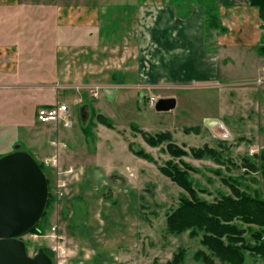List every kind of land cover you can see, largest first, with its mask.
Listing matches in <instances>:
<instances>
[{
  "label": "rangeland",
  "instance_id": "1",
  "mask_svg": "<svg viewBox=\"0 0 264 264\" xmlns=\"http://www.w3.org/2000/svg\"><path fill=\"white\" fill-rule=\"evenodd\" d=\"M58 4L82 3L56 0ZM56 8L51 6L47 15L45 8L33 9L31 0H21L18 7H0V47L16 45L19 63L22 60L17 76H0V84L7 85L0 89V156L16 148L29 152L45 168L52 199L39 229L23 237L28 253L33 256L44 250L54 264H167L183 250L182 264H205L195 258L199 251L210 253L202 242L203 233H171L167 228L168 217L192 194L161 169L173 162L188 171L193 192L210 203L231 195L232 186L251 197L264 198V172L244 168L242 160L250 157L253 163H261L253 156L262 150L255 140L260 128L256 78L237 75L221 80L215 90L210 86L195 88L186 80L177 83V88L141 86L135 87L134 93L112 87L111 74L127 64L125 57L114 59L108 46L104 57H78L79 32L53 33L58 25ZM109 31L110 27L105 33ZM73 34L79 40L72 41V55L58 56ZM205 41L212 50L214 34L206 28ZM53 47L56 57L49 53ZM19 83L24 90H15ZM95 85L103 86L99 96L95 95ZM242 88L250 89L251 99L257 102L251 109L255 112L240 109L244 98L236 92ZM151 97L157 101L178 97L177 107L158 112L150 105ZM227 98L234 109H229ZM57 102L70 106L72 125L38 123L37 111ZM100 114L112 121V127L97 119ZM213 119L221 120L229 130L221 132L222 125L218 132L210 130ZM196 126L199 133H185L186 128ZM145 132L171 133V142L187 155L173 157L168 151L170 141L158 147L149 145ZM245 136L249 140H239ZM205 146L220 152V158L193 155L191 149ZM140 151L148 158L135 154ZM57 153V164H47ZM234 223L242 230L248 228L239 220ZM245 235L252 241L249 232ZM215 262L222 264L217 259ZM243 264L264 261L245 252Z\"/></svg>",
  "mask_w": 264,
  "mask_h": 264
},
{
  "label": "crops",
  "instance_id": "2",
  "mask_svg": "<svg viewBox=\"0 0 264 264\" xmlns=\"http://www.w3.org/2000/svg\"><path fill=\"white\" fill-rule=\"evenodd\" d=\"M20 3L21 0H0V7L8 9L18 7ZM81 3L68 6L56 5V0H31L33 9L45 8L47 15L51 6L57 7L58 25L54 35L59 30L65 31L64 34L70 30L79 32L80 40L75 34L70 35L58 56L70 57L72 41L76 40H79L81 50L78 57H104V49L108 46L111 57H125L123 60L127 63L111 74L112 87L127 92L133 90V93L135 87L141 86L177 88V83L183 80L198 89L210 86L215 90L221 80L226 82L237 75L247 77L251 74L260 87L258 104L251 99L249 88L236 93L239 98H244L239 103L241 110L248 113V109L258 105L260 128L255 140L257 147L264 149V56L259 52L264 44V23L258 8L250 6L248 0H81ZM208 7H217L220 21L227 28L225 33H214L212 50L207 49L205 41ZM109 27L110 31L105 33ZM19 52L12 43L0 47L1 78L18 75L22 61L19 63ZM49 53L52 57L57 55L54 47ZM237 67L240 72H235ZM6 86L0 84V89ZM15 90H24L23 84L19 83ZM230 99H226L229 109H234ZM220 121L213 119L209 129L218 132L222 125L221 132L224 128L229 130V126ZM244 138L248 139L245 136L239 140Z\"/></svg>",
  "mask_w": 264,
  "mask_h": 264
},
{
  "label": "trees",
  "instance_id": "3",
  "mask_svg": "<svg viewBox=\"0 0 264 264\" xmlns=\"http://www.w3.org/2000/svg\"><path fill=\"white\" fill-rule=\"evenodd\" d=\"M250 6L256 7L259 10L261 21L264 23V0H248ZM217 7H208L205 19V28L212 34L225 33V28L216 10ZM207 49L209 47L206 45ZM211 50V49H210ZM259 52L264 56V44L259 48ZM97 119L104 125L112 127V121L104 115H98ZM136 128L135 126H132ZM185 133H199L200 127L186 128ZM147 143L153 147H158L161 143L172 141V134L169 132H161L156 135L143 133ZM168 151L173 157H182L187 155L186 151L180 147L171 144L168 145ZM194 156L204 158L206 156L216 160L220 158V152L216 149L205 146L203 149H191ZM139 157L148 158L143 151L135 152ZM255 156V159L260 161H250V157H243L244 168L251 171L264 172V149ZM1 157V156H0ZM169 162L166 168L161 171L169 175L171 178L179 182V184L192 194V198H183L181 204L168 217L169 232L183 233L192 230L193 236H199L203 233L202 242L209 249V254L203 251L196 253V260H203L205 264H216L215 260H220L222 264H243L245 260V252L260 257L264 261V198L251 197L246 191L240 188L235 189L233 186L231 195H222L210 203L201 200L197 197L194 189L188 182V171H183L179 166ZM43 168V165H40ZM45 170V168H43ZM45 172V171H44ZM52 202L51 197L49 203ZM43 216L42 221L45 219ZM235 220L241 221L248 226L245 230L234 223ZM41 221V222H42ZM41 222L32 231L39 229ZM249 232L252 241H249L245 235ZM183 250H179L167 264H182ZM50 256V254H49Z\"/></svg>",
  "mask_w": 264,
  "mask_h": 264
},
{
  "label": "water",
  "instance_id": "4",
  "mask_svg": "<svg viewBox=\"0 0 264 264\" xmlns=\"http://www.w3.org/2000/svg\"><path fill=\"white\" fill-rule=\"evenodd\" d=\"M176 107L174 97L155 105L158 112ZM49 198L48 178L29 152L17 149L0 157V264H54L44 250L30 255L23 240L42 220Z\"/></svg>",
  "mask_w": 264,
  "mask_h": 264
},
{
  "label": "built area",
  "instance_id": "5",
  "mask_svg": "<svg viewBox=\"0 0 264 264\" xmlns=\"http://www.w3.org/2000/svg\"><path fill=\"white\" fill-rule=\"evenodd\" d=\"M99 89H100V86H96V94ZM154 103H155V99L153 98L151 101V104L154 105ZM37 121L42 124L63 123L64 126H67V127H70L73 123L71 119L70 107L62 103H58L55 106L50 107V108H41L37 113ZM51 161L54 165L57 164L58 162L57 155L53 159H50V161L49 160L46 161V163L49 164ZM53 230L56 231L57 228L54 227ZM56 234L54 233V237L56 239L57 238L59 239L60 236H57ZM57 251L64 253L63 251H59V250Z\"/></svg>",
  "mask_w": 264,
  "mask_h": 264
}]
</instances>
